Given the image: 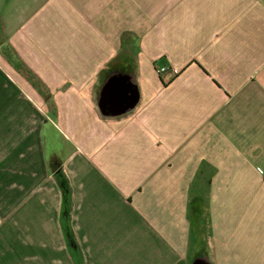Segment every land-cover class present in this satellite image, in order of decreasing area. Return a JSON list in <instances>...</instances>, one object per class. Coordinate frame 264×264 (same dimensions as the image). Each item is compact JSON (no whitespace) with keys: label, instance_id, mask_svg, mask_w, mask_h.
<instances>
[{"label":"crops","instance_id":"1","mask_svg":"<svg viewBox=\"0 0 264 264\" xmlns=\"http://www.w3.org/2000/svg\"><path fill=\"white\" fill-rule=\"evenodd\" d=\"M0 264H264V0H0Z\"/></svg>","mask_w":264,"mask_h":264},{"label":"trees","instance_id":"2","mask_svg":"<svg viewBox=\"0 0 264 264\" xmlns=\"http://www.w3.org/2000/svg\"><path fill=\"white\" fill-rule=\"evenodd\" d=\"M10 62L19 71L20 70L24 71L26 73V76L29 79V81L37 83L38 85L42 86V82L37 78L36 75H34V73L32 71H30L26 66H24V64L21 62V60L19 59L18 56H16V59H14V58L11 59Z\"/></svg>","mask_w":264,"mask_h":264},{"label":"rangeland","instance_id":"3","mask_svg":"<svg viewBox=\"0 0 264 264\" xmlns=\"http://www.w3.org/2000/svg\"><path fill=\"white\" fill-rule=\"evenodd\" d=\"M20 73H22V74H24V76H26V73L24 72V71H19ZM33 86H34V88L37 90V91H39V92H44L45 93V90L47 89L46 88V86H45V84L44 83H42V86L41 85H38L37 83H34V82H31V81H29ZM49 140V139H48ZM48 140H47V155H49L50 154V151L52 150V148H51V145L48 143Z\"/></svg>","mask_w":264,"mask_h":264},{"label":"built area","instance_id":"4","mask_svg":"<svg viewBox=\"0 0 264 264\" xmlns=\"http://www.w3.org/2000/svg\"><path fill=\"white\" fill-rule=\"evenodd\" d=\"M158 73H162V72H164L165 70H166V68L165 67H158Z\"/></svg>","mask_w":264,"mask_h":264}]
</instances>
